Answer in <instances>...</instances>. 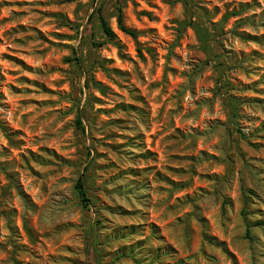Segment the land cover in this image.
<instances>
[{"label":"rangeland","instance_id":"obj_1","mask_svg":"<svg viewBox=\"0 0 264 264\" xmlns=\"http://www.w3.org/2000/svg\"><path fill=\"white\" fill-rule=\"evenodd\" d=\"M0 264H264V0H0Z\"/></svg>","mask_w":264,"mask_h":264},{"label":"trees","instance_id":"obj_2","mask_svg":"<svg viewBox=\"0 0 264 264\" xmlns=\"http://www.w3.org/2000/svg\"><path fill=\"white\" fill-rule=\"evenodd\" d=\"M99 20H100V23H101V26L103 28V31H104L105 35L107 37H109L110 39L114 38L115 35H114L113 31L111 30V28L108 26L107 22L104 20V18L101 15L99 17ZM118 21H119V24H120V28H121V30L124 33H126L127 35L131 36L134 39L137 37V33H135L134 31H131V30L127 29L123 25V23H122V16L121 15H119ZM76 125L77 126H81V120L79 118L76 120ZM76 189L79 191V193L81 195H83L84 184H83L82 180H79L78 181L77 186H76Z\"/></svg>","mask_w":264,"mask_h":264}]
</instances>
